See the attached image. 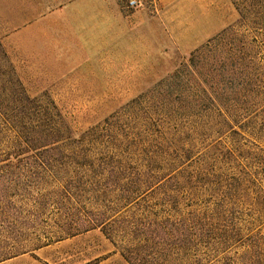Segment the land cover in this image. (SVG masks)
I'll list each match as a JSON object with an SVG mask.
<instances>
[{
    "label": "rangeland",
    "instance_id": "rangeland-1",
    "mask_svg": "<svg viewBox=\"0 0 264 264\" xmlns=\"http://www.w3.org/2000/svg\"><path fill=\"white\" fill-rule=\"evenodd\" d=\"M8 1L14 0H0V91L19 86L31 98L53 102L64 120L78 131L111 117L114 131L132 137L134 142H116L123 146L121 156L125 159L115 165L117 174L124 178L136 176L145 168L158 176L168 171L164 166H176L130 158L125 150L153 149L157 140L148 139L160 134L159 118L163 115H154L146 126L141 118L147 106L177 100L171 89L183 86L185 81L169 76L190 52L237 21L230 0H140L136 8L128 7L126 0L68 2L66 9H53L52 17L36 16L30 19L33 23L23 25L5 23L9 20L6 15L23 7V2ZM4 99L11 97L0 93V100ZM169 116L170 126L177 128L182 115L171 112ZM201 137L195 151L208 155L222 145L249 144L250 140L244 133L239 136L231 132L213 134L203 142ZM216 139L218 144L204 148ZM258 144L264 148V141ZM239 154L241 157L244 153ZM239 161L213 162L210 166L214 176L199 175L198 180L230 181L241 170L243 164ZM245 164L259 170L258 165L264 163L248 157ZM13 165L20 166L13 168L20 176H0L2 184L9 185L7 194L15 202L10 210L0 211V238L16 234L18 243L13 247L0 244V252L34 250L45 264H129L121 254V243L108 233L114 211L119 210L116 215L125 217L143 208H154L159 213L166 210L157 192H148L126 204L131 199H125V203L114 192L112 180L98 175L101 165ZM195 186V191L189 188L190 192L182 195L180 207L187 213L222 195L213 189L203 191L201 182ZM102 210L105 216H113L104 229L95 226L79 230L84 215ZM234 211L240 212L237 208ZM236 247L231 245L230 249ZM206 253L203 264L217 262L221 254L210 249Z\"/></svg>",
    "mask_w": 264,
    "mask_h": 264
},
{
    "label": "trees",
    "instance_id": "trees-1",
    "mask_svg": "<svg viewBox=\"0 0 264 264\" xmlns=\"http://www.w3.org/2000/svg\"><path fill=\"white\" fill-rule=\"evenodd\" d=\"M230 1L238 14L237 21L190 52L169 76L185 81L183 86L171 89L177 100L147 106L141 118L146 126L154 115H163L159 118L160 134L148 139L157 140L153 149L125 150L130 158L176 166H164L168 171L158 176L145 168L136 176L124 178L117 174L115 165L125 159L121 156L123 146L116 142L132 137L114 131L111 117L78 131L64 120L53 102L42 103L23 88L11 86L10 91H0L11 97L0 100V176H20L13 169L20 166L13 164H37L38 168L96 164L101 165L98 175L114 183V192L125 203V199H131L126 204L148 192H157L160 205L166 208L161 213L143 208L124 217L116 215L118 210L110 220L113 216H105L102 210L82 217L84 226L79 230L84 231L95 226L104 229L110 220L108 233L121 243V254L129 264H203L209 254L206 249L221 253L217 260L220 264H264V164L258 165L259 170L245 164L248 157L264 163V148L258 144L264 141V0ZM171 112L182 115L177 128L170 126ZM224 132L239 136L244 133L250 138L249 144L222 145L209 155L195 151L199 136L203 142L205 137ZM215 141L204 148L218 144ZM132 143L131 139L127 144ZM239 151L246 155L240 157ZM238 159L243 165L230 181L198 180L199 175H212L213 162ZM200 182L205 186L203 191L213 189L216 194L221 192V197L188 213L181 210L182 195H187L189 188L195 191ZM2 183L0 179V211L10 210L15 202L7 194L9 185ZM15 243L16 234L0 238L1 245L13 247ZM231 245H237L236 250H231ZM20 252L24 251L0 252V258Z\"/></svg>",
    "mask_w": 264,
    "mask_h": 264
},
{
    "label": "crops",
    "instance_id": "crops-1",
    "mask_svg": "<svg viewBox=\"0 0 264 264\" xmlns=\"http://www.w3.org/2000/svg\"><path fill=\"white\" fill-rule=\"evenodd\" d=\"M8 2H23V7L18 12L5 16L9 19L8 24L23 25L31 24L36 16L43 15L45 18L52 17L53 9L68 8V2H117L116 0H14ZM127 2V0H126ZM141 2V1H140ZM152 2H169L166 0H152ZM34 250H26L17 254L0 258V264H45L42 258L34 255Z\"/></svg>",
    "mask_w": 264,
    "mask_h": 264
},
{
    "label": "built area",
    "instance_id": "built-area-1",
    "mask_svg": "<svg viewBox=\"0 0 264 264\" xmlns=\"http://www.w3.org/2000/svg\"><path fill=\"white\" fill-rule=\"evenodd\" d=\"M141 5L140 0H127V6L130 8H136Z\"/></svg>",
    "mask_w": 264,
    "mask_h": 264
}]
</instances>
